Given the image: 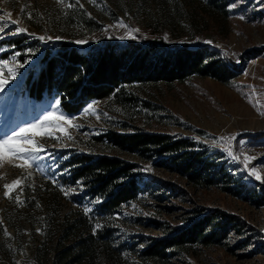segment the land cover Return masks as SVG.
Listing matches in <instances>:
<instances>
[{"label":"rangeland","instance_id":"1","mask_svg":"<svg viewBox=\"0 0 264 264\" xmlns=\"http://www.w3.org/2000/svg\"><path fill=\"white\" fill-rule=\"evenodd\" d=\"M208 0H0V15L5 23L10 13L17 25L8 24L0 33V61L7 62L4 75L8 83L0 90V139L41 119L46 113L66 116L73 126L60 121L33 129L29 135L43 145L39 159L31 166L17 167L24 161L6 154L0 161V264H41L37 248L41 246L43 218L57 220L82 205L60 192L55 206L47 196L56 182L61 161L68 151L107 152L97 136L109 130L127 131L135 127L177 133L207 144L242 182L259 183L251 199H243L219 187H196L185 178L154 160L116 151L125 159L141 163L144 175L143 195L118 214L119 239L136 247L165 235L166 229L185 227L196 210L221 208L237 213L245 221V233L252 237L246 247L230 250L224 245H191L164 264H264V162L255 156L256 180L237 157L234 139H220L226 133L237 137L244 131L264 130V0H233L229 16L215 8L206 11ZM71 5V6H69ZM22 9L25 11L22 13ZM210 11V12H211ZM32 13V18H28ZM126 25L121 27L120 24ZM27 31L12 34L16 27ZM160 29L153 33L152 29ZM131 29H139L132 32ZM34 34V35H32ZM155 34L168 43L191 46L207 43L222 55H231L241 65L239 75L226 84L214 76L193 75L184 81H155L127 86L120 100L90 101L78 113L66 112L55 97L36 101L17 90L26 67L35 62L44 47L68 41L87 48L89 44ZM45 37L41 40L39 37ZM8 37L20 43L3 44ZM51 37L52 39H48ZM60 37V39H56ZM124 37V39H121ZM87 41L78 44L76 41ZM261 48L262 51H256ZM19 53L20 55H16ZM242 57L245 63L242 64ZM23 64V67H19ZM8 68H12L10 74ZM89 104L92 111L85 112ZM99 117V119L97 118ZM52 131L59 139L40 135ZM226 138V137H225ZM255 143V142H254ZM257 146H259L256 143ZM264 148V145H260ZM229 149L231 150L229 152ZM21 180L10 197L5 184ZM161 183V184H160ZM62 191L64 190L61 188ZM245 192V191H243ZM248 193V192H247ZM257 199L260 202H257ZM161 223V224H160ZM234 238H229L232 243ZM158 264L148 260L146 263Z\"/></svg>","mask_w":264,"mask_h":264},{"label":"trees","instance_id":"2","mask_svg":"<svg viewBox=\"0 0 264 264\" xmlns=\"http://www.w3.org/2000/svg\"><path fill=\"white\" fill-rule=\"evenodd\" d=\"M231 1L208 0L206 11L212 13L218 8L228 17ZM152 32L159 33L160 29L153 28ZM21 41L8 37L1 43ZM245 60L242 57V64ZM240 69L233 56L222 55L207 43L197 46L167 43L155 34L125 39L122 43L107 39L87 48L63 41L52 48L44 47L35 62L26 67L16 87L23 96L36 101L47 95L55 97L66 112L78 113L90 101L120 100L129 85L184 81L198 74L214 76L228 84L239 75ZM225 137H231L230 132ZM97 139L108 147L107 152L68 151L61 161L55 185L47 183L50 206H55L60 192L65 191L82 206L57 220L48 219L49 214L44 216V238L37 248L41 264H136L148 260L164 264L193 244L224 245L232 251L248 245L253 235L245 236L246 223L242 217L219 207L196 210L187 226L166 229L165 235L140 248L136 246L141 241L120 240L118 214L143 195L145 174L139 168L140 162L127 160L112 153L113 150L132 153L140 160L152 159L156 166L177 173L193 186L219 187L243 199H251L259 183L240 181L220 158L219 151L214 152L189 136L135 127L127 131L109 130ZM244 141L264 145V130L244 131L234 137L237 157L245 166V157L255 155L242 149ZM255 162L256 158L249 161L248 167L255 166ZM85 208L90 211L86 213ZM97 224L101 227L96 228Z\"/></svg>","mask_w":264,"mask_h":264},{"label":"snow or ice","instance_id":"3","mask_svg":"<svg viewBox=\"0 0 264 264\" xmlns=\"http://www.w3.org/2000/svg\"><path fill=\"white\" fill-rule=\"evenodd\" d=\"M71 6V5H69ZM22 13L25 11V9L21 10ZM8 20L5 23H0V33H4L5 30L8 28V24H12V25H17L18 21L16 20H12L10 18L11 14L8 13ZM28 18L31 19L32 18V13H28ZM5 21V16L4 15H0V22ZM121 27H126V25L124 24H120ZM27 31L26 29L17 26L15 29V32H13L12 34H19L21 32H25ZM130 31L132 32H138L139 29H131ZM34 35V34H32ZM2 38V37H0ZM39 39L43 40L45 39V37L41 36L39 37ZM48 39H52L51 37H48ZM56 39H60V37H56ZM121 39H124V37H121ZM76 43L78 44H85L87 43V41L84 40H78L76 41ZM206 43H212V41H206ZM16 55H20L19 53H16ZM7 62L4 61H0V90H3L4 85L6 83H8V79L2 75L3 71H4V66L6 65ZM19 67H23V64H19ZM8 72L11 74L13 72L12 68H8ZM57 105H59V101H57ZM93 109V105L89 104L87 106V108L85 109V112L88 111H92ZM99 119V117H97ZM60 121H66L68 123L69 126H73L71 124V120H69L66 116L60 115V116H55L54 113L52 112H48L46 113L41 119H39L38 121H36L33 124L30 125H26L24 127H21L19 129V131H14L11 135L7 136L4 139H0V161H2L4 159V156L6 154H10L13 157H16L22 161H24V163L19 164V165H14L17 167H25V165L31 166L30 162L39 159V153L44 151V147L43 145H38L37 141L35 140L33 135H29V133L36 128H40L43 125L46 124H52L53 122H55V127L57 129L63 130L61 124L59 123ZM40 135H47L49 137L55 138V139H59V136H54L52 131H47V132H41ZM220 139L225 140V139H234V137H221ZM231 150L229 149V152ZM236 159H239V157H235ZM255 159V157H250L247 156L245 157L244 160V164H245V168H248V164L249 161ZM248 174L250 176H254L256 180H261L262 176L261 174L255 169V167H252L251 169H249ZM21 183V180L18 178L17 180L12 181L11 184H5L4 188L7 189V191L5 192V196L10 197V193L12 191V189L15 186H18ZM70 193L68 191H65V195H69ZM84 211L87 213L90 211V209L85 208ZM101 225L97 224L96 228H100Z\"/></svg>","mask_w":264,"mask_h":264},{"label":"built area","instance_id":"4","mask_svg":"<svg viewBox=\"0 0 264 264\" xmlns=\"http://www.w3.org/2000/svg\"><path fill=\"white\" fill-rule=\"evenodd\" d=\"M242 149L245 150L248 154L255 156H264V148L262 146H257L256 143L252 141H244Z\"/></svg>","mask_w":264,"mask_h":264}]
</instances>
